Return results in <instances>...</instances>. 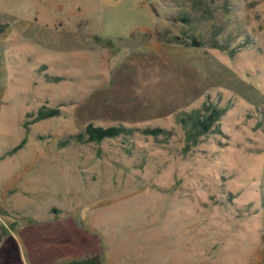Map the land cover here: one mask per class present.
<instances>
[{
    "label": "rangeland",
    "instance_id": "rangeland-1",
    "mask_svg": "<svg viewBox=\"0 0 264 264\" xmlns=\"http://www.w3.org/2000/svg\"><path fill=\"white\" fill-rule=\"evenodd\" d=\"M203 2L0 0V264H264V0ZM90 123L170 135L71 139Z\"/></svg>",
    "mask_w": 264,
    "mask_h": 264
},
{
    "label": "trees",
    "instance_id": "trees-1",
    "mask_svg": "<svg viewBox=\"0 0 264 264\" xmlns=\"http://www.w3.org/2000/svg\"><path fill=\"white\" fill-rule=\"evenodd\" d=\"M194 7L199 9L205 6L203 0H191ZM180 21L191 25L192 20L189 14H184L179 17ZM9 25L6 23L0 24V36L7 31ZM219 32H216L213 38L209 41H202L195 34L188 36V39H182L181 44L192 47L200 48L208 46L210 48L227 50L228 46L223 45L217 39ZM176 41H180V38H175ZM231 56H234L232 51ZM230 106L220 105V103L214 101H206L201 107L192 109L190 111L178 112L175 115L176 123L179 124L185 135V147L186 149H191L202 142V139L208 137L209 134L219 131V123L222 118L229 111ZM61 114L60 109H52L46 106L41 107L38 112L34 115L33 122H39L42 120L57 117ZM146 135L154 136L159 138L160 136L168 137L170 132L163 128H147L144 130L132 127H126L122 124L110 127H100L92 123L88 124L84 131L76 136H71V139L77 140L81 139L84 143H96L100 144L107 140H113L118 138H133L137 132H141ZM26 143L24 140L18 147H16L12 152H16L21 149Z\"/></svg>",
    "mask_w": 264,
    "mask_h": 264
}]
</instances>
